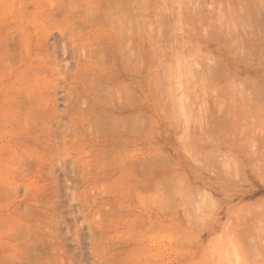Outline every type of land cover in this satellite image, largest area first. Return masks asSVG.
<instances>
[{
	"label": "rangeland",
	"instance_id": "374dc122",
	"mask_svg": "<svg viewBox=\"0 0 264 264\" xmlns=\"http://www.w3.org/2000/svg\"><path fill=\"white\" fill-rule=\"evenodd\" d=\"M0 264H264V0H0Z\"/></svg>",
	"mask_w": 264,
	"mask_h": 264
},
{
	"label": "bare ground",
	"instance_id": "6f19581e",
	"mask_svg": "<svg viewBox=\"0 0 264 264\" xmlns=\"http://www.w3.org/2000/svg\"><path fill=\"white\" fill-rule=\"evenodd\" d=\"M176 59H177V58H176ZM176 59H175V60H176ZM178 62H179V61H178ZM175 70H176V69H175ZM173 71H174V70H173ZM174 72H175V71H174ZM176 73H177V72H176ZM179 74H180V73H179ZM177 75H178V74H177ZM179 76H181V75H179ZM28 212H29V211H28ZM28 216H30V215L28 214ZM23 217H24V216H23ZM24 227H25V226H24ZM26 229H27V228H26ZM26 229H25V230H26ZM30 229H31V228H30ZM17 230H18V229H17ZM21 231H22V229H21ZM33 231H34V230H33ZM33 231H32V232H33ZM17 232H18V231H17ZM34 232H35V231H34ZM23 233H24V232H23ZM26 233H27V232H26ZM22 235H23V234H22ZM22 235H21V236H22ZM25 235H26V234H25ZM27 235H28V234H27ZM21 236H20V237H21ZM39 238H40V237H39ZM23 247H24V246H23ZM35 247H36V246H35ZM25 249H27V248H24V250H25ZM30 249H31V248H30ZM34 249H35V248H34ZM45 249H46V248H45ZM55 249H56V248H55ZM50 250H51V249H50ZM25 251H27V250H25ZM26 253H27V252H26ZM32 253H33V252H32ZM27 254H28V253H27ZM29 256H30V255H29ZM32 261H33V260H32ZM26 262H27V261H26ZM53 262H54V261H53Z\"/></svg>",
	"mask_w": 264,
	"mask_h": 264
}]
</instances>
